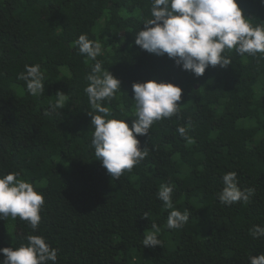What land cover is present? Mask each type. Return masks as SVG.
I'll use <instances>...</instances> for the list:
<instances>
[{"label": "trees", "instance_id": "16d2710c", "mask_svg": "<svg viewBox=\"0 0 264 264\" xmlns=\"http://www.w3.org/2000/svg\"><path fill=\"white\" fill-rule=\"evenodd\" d=\"M151 3L0 0V175L18 171L44 196L36 230L19 218L0 219V248L41 235L58 250L55 264H249L250 256L264 253V237L251 235L254 225L264 226V57L226 52L230 65L196 77L134 43ZM238 3L253 24H264V0ZM81 34L101 43L97 59L121 81L116 98L104 102L109 118H125L131 127L134 82L182 88L179 112L137 137L148 155L119 179L90 144L92 108L84 88L94 61L74 45ZM26 64L41 66L44 95H30L17 78ZM57 91L68 96L66 106L46 115ZM228 171L252 192L248 202L220 204ZM169 181L173 208L190 213L177 230L167 228L171 210L156 196ZM152 223L163 244L144 247Z\"/></svg>", "mask_w": 264, "mask_h": 264}, {"label": "clouds", "instance_id": "9594fccd", "mask_svg": "<svg viewBox=\"0 0 264 264\" xmlns=\"http://www.w3.org/2000/svg\"><path fill=\"white\" fill-rule=\"evenodd\" d=\"M135 34L134 43L143 50L158 56L167 55L177 66L191 71L196 77L204 74L208 67L226 68L232 63L226 52L235 51L240 56L264 57V24H253L239 6L238 0H152L150 15L142 22ZM81 55L94 61L84 88L92 111L93 133L91 147L95 159L99 160L112 178L119 179L125 171H131L148 155L147 147L141 148L138 136L148 135L156 121L171 118L179 112L182 88L172 82L147 80L132 84L135 102L131 127L124 119L109 118L111 109L104 102L116 98L121 90V81L109 69L102 67V45L90 40L87 34L79 35L74 41ZM26 84L27 92L39 97L45 93V75L39 64L24 66L18 77ZM68 96L56 92L55 103L49 105L45 114L50 115L66 106ZM180 136L191 143L184 126L177 128ZM223 188L217 193L222 205L248 202L252 192L238 186L235 171L222 176ZM174 184H162L157 198L170 209L166 226L181 229L188 222L190 213L173 208ZM44 196L33 185L21 178L18 171L0 175V219L11 217L26 221L36 230L41 221ZM148 217L147 213L143 214ZM152 231H145L144 247L162 245L159 239L161 228L151 224ZM253 238L264 237V226L254 225ZM26 243L18 247L0 248L4 259L0 264H55L58 250L41 235L28 234ZM249 264H264V253L249 257Z\"/></svg>", "mask_w": 264, "mask_h": 264}, {"label": "rangeland", "instance_id": "374dc122", "mask_svg": "<svg viewBox=\"0 0 264 264\" xmlns=\"http://www.w3.org/2000/svg\"><path fill=\"white\" fill-rule=\"evenodd\" d=\"M11 228H12V224H11ZM10 227L8 228V235H10V229H11Z\"/></svg>", "mask_w": 264, "mask_h": 264}]
</instances>
